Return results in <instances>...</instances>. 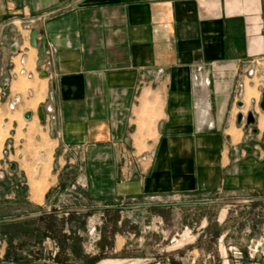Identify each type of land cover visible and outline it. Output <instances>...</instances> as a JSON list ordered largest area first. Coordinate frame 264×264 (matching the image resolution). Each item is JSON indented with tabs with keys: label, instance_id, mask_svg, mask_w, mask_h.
Instances as JSON below:
<instances>
[{
	"label": "crops",
	"instance_id": "1",
	"mask_svg": "<svg viewBox=\"0 0 264 264\" xmlns=\"http://www.w3.org/2000/svg\"><path fill=\"white\" fill-rule=\"evenodd\" d=\"M263 90L264 0H0V101L20 95L27 123L42 110L55 142L42 201L68 187L105 203L91 211L224 207L216 221L239 228L218 252L246 253L264 201L209 203L264 199Z\"/></svg>",
	"mask_w": 264,
	"mask_h": 264
},
{
	"label": "rangeland",
	"instance_id": "2",
	"mask_svg": "<svg viewBox=\"0 0 264 264\" xmlns=\"http://www.w3.org/2000/svg\"><path fill=\"white\" fill-rule=\"evenodd\" d=\"M5 102L1 98L0 221L69 208L104 207L105 203L94 202L81 193L74 196L68 187L58 192L49 190L46 201H42L46 189L55 182V142L43 134L37 112L34 120L27 123L21 112L10 111ZM33 178L44 187L40 198L33 197ZM31 198L39 204L30 202ZM52 198H55L53 203L47 204V199ZM130 206L126 204L119 210L109 211L95 209L80 213L84 214L81 216L58 215L51 235L35 245L23 240L25 243L20 249L17 235L11 247L8 239L0 236V264H32L34 261L36 264H264L263 241L254 240L240 256L230 252L226 255L224 248L219 254L216 247L219 234L239 228L238 220L233 224L228 218L222 225L216 221L219 209L224 207L123 209ZM263 214L258 210L250 221L246 218V227L242 222L240 228H248L249 223L259 227L264 223ZM42 227L45 229L43 223ZM256 231L259 234L260 229ZM231 242L237 243L235 239ZM256 244L259 248L252 259L249 251Z\"/></svg>",
	"mask_w": 264,
	"mask_h": 264
},
{
	"label": "trees",
	"instance_id": "3",
	"mask_svg": "<svg viewBox=\"0 0 264 264\" xmlns=\"http://www.w3.org/2000/svg\"><path fill=\"white\" fill-rule=\"evenodd\" d=\"M72 216H81L84 214L71 213ZM58 217V215L50 214L44 215L36 219H29L27 221L13 222V223H4L0 225V236H4L8 239L9 245H12V239L17 237L20 239L19 248H22L25 241L28 244H38L42 242L43 238L47 235H51V230H53V222ZM42 223L45 226V229L42 227ZM25 240V241H23ZM15 249V248H14ZM17 250V248L15 249ZM9 255V252L6 254ZM16 260L18 256L16 255Z\"/></svg>",
	"mask_w": 264,
	"mask_h": 264
},
{
	"label": "water",
	"instance_id": "4",
	"mask_svg": "<svg viewBox=\"0 0 264 264\" xmlns=\"http://www.w3.org/2000/svg\"><path fill=\"white\" fill-rule=\"evenodd\" d=\"M38 31L36 29L32 30L31 31V34H30V37H31V40H30V45L32 47H35L37 48L38 46ZM16 47L17 45H14L13 48H12V52L13 53H16ZM47 48V40L46 38H42V40L40 41V47L38 50V53H39V57L40 58H43L44 57V53H45V49ZM8 89V85H5L4 86V90H7ZM261 101H260V110L261 111H264V90L262 91V94H261ZM38 116L41 119H44V113L42 110H39L38 111ZM31 118V113H27L25 116H24V119L26 120H30ZM242 119H243V116L242 114L238 115V123L241 124L242 122ZM255 123V117H254V114L252 112H249V114L247 115L246 117V125L247 127L250 126V125H253ZM260 201H264V199H257V200H230V201H215V202H212V203H209V204H216V205H221V204H224V205H232V204H237V203H250V202H260ZM203 204H206V203H203ZM140 207H129V208H123V209H127V210H138ZM143 208V207H142ZM91 210L90 209H86V208H77V209H70V210H63V211H56V212H52V213H45V214H33V215H29V216H23V217H17V218H11V219H5V220H2L0 221V225L1 223L4 224V223H13V222H21V221H27V220H31V219H36V218H39L41 216H44V215H50V214H55V215H61V214H68V213H72V212H77V213H80V212H90Z\"/></svg>",
	"mask_w": 264,
	"mask_h": 264
},
{
	"label": "built area",
	"instance_id": "5",
	"mask_svg": "<svg viewBox=\"0 0 264 264\" xmlns=\"http://www.w3.org/2000/svg\"><path fill=\"white\" fill-rule=\"evenodd\" d=\"M12 48L13 47H11V50H12ZM15 76L16 77H23V78L26 77L29 79L32 78V74L27 73L24 69L19 70V72ZM5 85H8V83H5L4 86ZM2 92L4 93L3 95L5 96L6 90H4V88H3ZM21 103H22V98L20 95H17V96H14L13 98H11L7 101V107L10 111H16ZM258 246L259 245L256 244L253 249L250 248V251H249L250 258H252V259L255 258L257 251H258V248H259Z\"/></svg>",
	"mask_w": 264,
	"mask_h": 264
},
{
	"label": "bare ground",
	"instance_id": "6",
	"mask_svg": "<svg viewBox=\"0 0 264 264\" xmlns=\"http://www.w3.org/2000/svg\"><path fill=\"white\" fill-rule=\"evenodd\" d=\"M30 62V61H29ZM33 62V61H32ZM34 64V63H33ZM28 65V64H27ZM1 136V135H0ZM50 155V154H49ZM45 166V165H44ZM46 168V167H44ZM43 171V170H42ZM44 172V171H43ZM42 172V173H43ZM32 175V174H31ZM36 175V174H35ZM40 176V175H39ZM35 177V176H34ZM32 180V193H33V197L34 198H40V196L42 195V191H44V187L40 184L39 181H37L35 178L31 179Z\"/></svg>",
	"mask_w": 264,
	"mask_h": 264
}]
</instances>
